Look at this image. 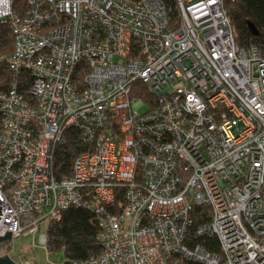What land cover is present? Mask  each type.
Segmentation results:
<instances>
[{"label":"built area","instance_id":"1","mask_svg":"<svg viewBox=\"0 0 264 264\" xmlns=\"http://www.w3.org/2000/svg\"><path fill=\"white\" fill-rule=\"evenodd\" d=\"M226 1L0 0V236L81 208L99 251L70 264H264V58Z\"/></svg>","mask_w":264,"mask_h":264},{"label":"trees","instance_id":"2","mask_svg":"<svg viewBox=\"0 0 264 264\" xmlns=\"http://www.w3.org/2000/svg\"><path fill=\"white\" fill-rule=\"evenodd\" d=\"M162 1L171 9L172 17H175V0ZM225 10L235 29L238 46L240 48L257 47L261 51V57L264 58V0H229L225 2ZM12 50V37L9 35L8 28L0 25V54H11ZM11 79H13L11 72L0 67V91H6ZM16 80L18 91L29 100L32 85L30 74L23 71ZM78 81L82 82V78ZM83 151H86V148L79 144L77 138L71 143L66 142L57 146L55 151L56 176L58 178L67 176L73 159ZM119 201L122 202L121 193L116 197L114 204V207H118V209L121 207ZM95 221V215L92 212L81 208H69L63 212L58 221L47 219L45 222H40L39 225L46 226L45 237H47L48 250L63 251L64 264H70L72 260L82 261L99 251L96 241L98 226ZM198 241L205 249L218 253V244L214 240L206 238Z\"/></svg>","mask_w":264,"mask_h":264},{"label":"rangeland","instance_id":"3","mask_svg":"<svg viewBox=\"0 0 264 264\" xmlns=\"http://www.w3.org/2000/svg\"><path fill=\"white\" fill-rule=\"evenodd\" d=\"M148 108L143 107L139 109L140 114H144ZM28 229V232L23 236L13 239L9 243L0 246V255L7 254L9 257L16 261L18 264H64L65 259L63 251L52 252L47 248V244L42 246L39 235L46 234V226L39 225L36 232ZM47 237H45V243ZM42 245H41V244Z\"/></svg>","mask_w":264,"mask_h":264},{"label":"water","instance_id":"4","mask_svg":"<svg viewBox=\"0 0 264 264\" xmlns=\"http://www.w3.org/2000/svg\"><path fill=\"white\" fill-rule=\"evenodd\" d=\"M0 216H1V208H0ZM10 232H6L4 235L0 236V246L5 243L11 242L13 239L10 236ZM0 264H18L16 261H13L9 255L3 254L0 255Z\"/></svg>","mask_w":264,"mask_h":264}]
</instances>
